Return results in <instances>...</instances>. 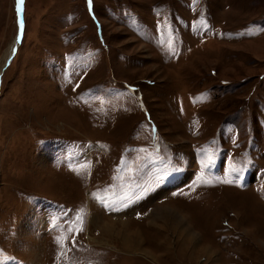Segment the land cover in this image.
Masks as SVG:
<instances>
[{"label": "rangeland", "instance_id": "1", "mask_svg": "<svg viewBox=\"0 0 264 264\" xmlns=\"http://www.w3.org/2000/svg\"><path fill=\"white\" fill-rule=\"evenodd\" d=\"M21 8L0 0V264H264V0Z\"/></svg>", "mask_w": 264, "mask_h": 264}, {"label": "snow or ice", "instance_id": "2", "mask_svg": "<svg viewBox=\"0 0 264 264\" xmlns=\"http://www.w3.org/2000/svg\"><path fill=\"white\" fill-rule=\"evenodd\" d=\"M24 3V0H17V13L19 15V13L21 12L22 8L21 6L23 5ZM23 28V24L21 22V29ZM225 182H228V181H225ZM76 221L79 222L77 224V226L74 228V229H69V231H76V232H79V231H82V227L80 225H82V216L81 215H77L76 217ZM66 239V237H57V243L60 244L61 246H63V243H64V240Z\"/></svg>", "mask_w": 264, "mask_h": 264}, {"label": "bare ground", "instance_id": "3", "mask_svg": "<svg viewBox=\"0 0 264 264\" xmlns=\"http://www.w3.org/2000/svg\"><path fill=\"white\" fill-rule=\"evenodd\" d=\"M22 30V29H21ZM20 30V32H22ZM18 42L14 43V45H12L4 54L1 62H0V76L2 74L3 69L5 68V66L7 65V63L10 61L11 57L13 56L14 52L17 50L18 48Z\"/></svg>", "mask_w": 264, "mask_h": 264}, {"label": "water", "instance_id": "4", "mask_svg": "<svg viewBox=\"0 0 264 264\" xmlns=\"http://www.w3.org/2000/svg\"><path fill=\"white\" fill-rule=\"evenodd\" d=\"M20 30H21V28H20ZM22 31V30H21Z\"/></svg>", "mask_w": 264, "mask_h": 264}]
</instances>
